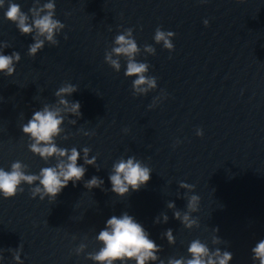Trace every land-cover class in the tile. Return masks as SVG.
Masks as SVG:
<instances>
[{
	"label": "clouds",
	"instance_id": "9594fccd",
	"mask_svg": "<svg viewBox=\"0 0 264 264\" xmlns=\"http://www.w3.org/2000/svg\"><path fill=\"white\" fill-rule=\"evenodd\" d=\"M203 2V0H202ZM5 0H0V8H4ZM39 0H35V5L29 9L31 14V22H29V14L23 12L18 3L9 0L7 10L4 13L5 18L14 23L19 32L23 35L32 34L34 43L29 46V55L35 54L44 47L45 40L51 45L55 46L59 43L56 39L57 33L65 28V25L59 20L55 19V3L54 0H48L42 6H39ZM46 14L41 15L42 12ZM205 26L208 21H204ZM175 33L172 31H163L157 28L154 34L156 44L163 43V47L170 52L174 50L172 38ZM43 37L44 39H41ZM67 39V37H65ZM115 47L110 52L105 53V62L113 69L119 72L121 63L116 57L126 58L125 76L136 77L133 80L132 88L133 95L146 94L150 90L157 88V79L154 76H146L149 65L144 62H137L135 57L140 52L136 40L133 38V30L126 29L122 34L115 37ZM144 50L148 53L155 54L156 49L151 45H145ZM20 60L19 53L14 52L11 56L0 54V72L11 76L15 72L14 61ZM77 90V87L72 84H65L56 91L55 95L63 97L71 95ZM59 103L64 106L61 108H53L45 106L41 111H35L32 118L27 124L22 125V131L25 135L30 136L33 143L29 144V150L34 154L39 155L42 159L47 161L50 157L55 156L58 162L55 166L43 167L39 174H26L25 169L27 165L20 161H15L11 164V170L5 171L0 168V194L3 198H14L18 193H22L24 189L21 187L22 183L33 185L36 181L39 185L30 189L33 198L39 196L43 200L46 196L49 200L54 201L61 191L68 186L69 182L75 185L82 180L86 169L79 166L77 161L80 159V152L75 148L65 149L57 147L54 142V137L62 132L61 125L64 117L61 115L62 111H68L72 114L80 115V103L69 101L61 98ZM152 107V105H150ZM75 123V121H73ZM198 136L203 135V131L198 129ZM84 135H90L84 132ZM90 149L85 147L84 163L95 165L96 157L88 158ZM151 169L143 165L141 162L130 157L127 160L120 159L119 162L113 165V174L109 176L112 185V192L119 196H124L129 192V189L138 191L141 186L146 185L151 178ZM103 181L96 176H93L85 183V188L91 190L92 188L101 187ZM181 188H195L194 185L180 182ZM200 197L191 195L188 197L187 209L188 211L181 215L179 211L175 212V218L181 220L185 228L191 229L194 225H198V219L190 216V213L199 210ZM169 208H174L173 203H169ZM167 221V216H164ZM219 231V229H214ZM165 235L169 244L175 243V238L172 230L169 229ZM97 240L103 245L97 252L88 253V259L96 261L97 264H116L117 261L125 262L135 260V264H146V261H156L158 259L156 253L162 249L151 239L141 226L132 216L127 213L120 217L113 215L106 222V227L99 232ZM214 243H220L219 237H214ZM85 245L81 244L77 249V254L84 249ZM190 254V259H174L169 258L168 264H229L233 259L232 253L229 251H221L216 248L211 251L209 247L202 243L199 239H195L190 243L187 249ZM253 260H258L259 264H264V240H261L252 248ZM2 259V257H0ZM18 264H22L19 254L14 256ZM160 264H164L161 260Z\"/></svg>",
	"mask_w": 264,
	"mask_h": 264
}]
</instances>
